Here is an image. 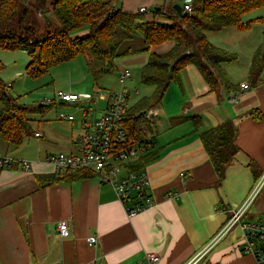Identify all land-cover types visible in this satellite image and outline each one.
<instances>
[{
  "label": "crops",
  "instance_id": "1",
  "mask_svg": "<svg viewBox=\"0 0 264 264\" xmlns=\"http://www.w3.org/2000/svg\"><path fill=\"white\" fill-rule=\"evenodd\" d=\"M136 1L126 6L122 0L120 8L137 13L140 8L160 7L164 3L163 0ZM151 20L152 15L149 20L146 18ZM256 25L263 33L264 24ZM251 28L240 31L229 27L205 33L210 44L237 56L235 62L220 65L236 90L211 92L196 68L188 66L180 71L179 81L169 85L161 102L154 107L156 117L140 126L157 157L144 168L150 181L147 196L152 206L131 219L112 184L101 182L94 174L75 181L59 180L43 186L38 183V178L64 175L47 164L45 158L78 152L76 141L82 134L83 108H90L96 90H105L94 87L90 92L77 94L73 87H67L63 88L64 92L85 96L87 101L61 103L57 107L38 105L42 106L41 115L54 113L53 120L40 121L35 126L30 122L33 135L39 132L41 139L32 135L18 147L0 141L2 152L31 164L28 171L16 168L0 171V264H139L148 253L160 257L155 264H187L202 251L232 211L244 202L255 183L253 172L264 169V68L257 83L248 80L251 59L264 41L263 36H251ZM123 43V52L143 48L138 35ZM173 45L166 42L150 51L164 54ZM147 58L148 53H136L120 60L141 70ZM241 58L244 62L238 80L231 74L235 70L233 65ZM241 84L249 88L240 91ZM145 87L150 90L141 98L153 92V87ZM232 92L240 93L235 104L227 101ZM98 103L103 104V109L104 102ZM63 108L78 109L81 116L72 122L61 121L59 115L64 113L58 112H65ZM99 111L94 114L85 111V116L95 119ZM69 113L66 115H73ZM193 118L200 120L197 130ZM228 120L236 127L235 144L239 151L227 167L224 180L216 187L217 176L199 134ZM181 174L184 176L180 177ZM263 214L264 191L249 206L245 220L262 222ZM59 222L68 226V238L58 235ZM89 237L95 238L94 244L89 245ZM242 240L241 229L232 228L198 264H256L251 255L242 252Z\"/></svg>",
  "mask_w": 264,
  "mask_h": 264
},
{
  "label": "trees",
  "instance_id": "2",
  "mask_svg": "<svg viewBox=\"0 0 264 264\" xmlns=\"http://www.w3.org/2000/svg\"><path fill=\"white\" fill-rule=\"evenodd\" d=\"M163 2L162 6L150 12L152 20L146 21L145 13L123 11L118 7L119 0H0V48L26 52L29 62L25 73L30 79L40 78L51 68L82 56L87 74L96 80L116 70V59L148 53L147 61L141 68L140 83L153 87V92L130 106L121 121L129 143L142 141L145 135L140 126L147 124L142 120V114L161 102L169 85L179 81L182 69L195 67L211 92L236 90L220 65L235 62L237 56L210 44L205 33L229 27L247 31L250 23L243 22L242 18L264 8V0H193L191 14L178 15L172 2ZM37 16L46 21L40 35L34 25ZM48 17L54 19V24ZM255 22L264 24L260 18ZM118 29L121 31V42L138 35L142 38L143 48L137 52L127 50L119 53ZM84 30H87L85 34L73 37V33ZM166 42L174 43L167 53L150 51ZM263 68L264 45H261L251 59L248 80L257 83ZM6 89V85L0 82V141L7 146L18 147L33 135L29 116L40 113L42 106L20 105L7 95ZM192 121L195 130L199 129L200 120L193 118ZM235 135L236 127L231 120L199 134L201 145L217 176L216 187L224 180L227 167L239 151ZM156 157L157 151L152 150L126 169L128 172L143 170ZM250 167H253L252 164ZM262 172H253L255 182ZM92 175L76 172L64 174L61 178L45 176L38 178V183L43 186Z\"/></svg>",
  "mask_w": 264,
  "mask_h": 264
},
{
  "label": "built area",
  "instance_id": "3",
  "mask_svg": "<svg viewBox=\"0 0 264 264\" xmlns=\"http://www.w3.org/2000/svg\"><path fill=\"white\" fill-rule=\"evenodd\" d=\"M182 13L191 14V4H184L181 7ZM138 13H145L140 8ZM119 85L116 91L96 90L91 98L92 104L104 102V108L98 113L95 119L86 118L85 111L90 108H83L84 119L81 122L82 134L77 139L76 154L57 153L46 156L45 162L53 166L62 174L76 172H89L96 175L103 183L112 184L116 197L125 207V213L129 219L152 206L147 190L150 186L149 177L146 171L128 172L127 166L136 161L139 157L149 153L153 144L146 139L142 141H127V134L122 127L121 121L128 107L129 89L127 83L131 74L129 70L123 69L117 72ZM249 87L246 84L239 86L240 91ZM239 92L228 94L227 101L235 104L239 99ZM87 97L72 93L56 91L52 99H45V106H57L61 103L73 104L87 101ZM142 120L152 121L156 117V109L151 108L142 114ZM59 120L72 122L74 116L60 114ZM35 139H41L42 135L37 132ZM16 168L19 170H30L31 164L23 159H16L8 156L0 150V169ZM117 176H122L114 181ZM184 175L181 174L180 177ZM264 189V169L260 178L251 187L248 195L240 208L233 210L231 217L223 225L215 238L208 243L189 263L198 264L212 246L234 227H239L243 233L242 252L251 255L256 264H264V223L258 220H245L246 212ZM57 232L61 238H68L70 231L65 222L57 224ZM89 245L95 243V238L87 239ZM160 257L154 253H148L139 264H155Z\"/></svg>",
  "mask_w": 264,
  "mask_h": 264
},
{
  "label": "rangeland",
  "instance_id": "4",
  "mask_svg": "<svg viewBox=\"0 0 264 264\" xmlns=\"http://www.w3.org/2000/svg\"><path fill=\"white\" fill-rule=\"evenodd\" d=\"M126 3V6L134 5L136 0H123ZM192 0H169L174 5H178L182 7L185 2H189ZM122 0H119L118 7L121 6ZM157 6H146L145 8V16L147 20L150 19V12L154 10ZM144 9V8H143ZM51 20V23L54 24V19L48 17ZM261 19L264 22V8L253 11L247 15H245L242 20L243 22L250 23L251 32L249 33L251 36L262 37L264 41V31L260 33L261 27L256 25L258 23H254L256 19ZM45 20L41 16H37L34 18V25L37 33L40 35L44 31ZM260 24V23H259ZM87 30L75 32L73 33V37L81 36L85 34ZM120 29H118V42H119V53L124 51L125 45L120 40ZM124 58V57H122ZM82 56L75 58L74 60L65 63L63 65H59L53 67L49 70V72L37 79H30L25 73V67L29 62V57L26 52L21 50H4L0 48V82L6 85V93L9 97L16 99L17 103L20 105H24L26 107H37L38 105H44L43 102L45 99L53 98V94L56 91L64 92L63 88L73 87L74 92L77 94L87 93L88 91H92V88L97 87L99 89H103L105 91H116L119 88L117 82V70L112 73L105 74L93 80L86 71V67L84 65ZM117 61V62H116ZM124 59L120 60L116 59L114 61L115 69L129 70L131 74V81L127 83V88L129 89V102L128 106H132L138 99L142 96L147 95L146 92H149V88L141 85L140 83V73L141 70L137 68H133L132 66H127L124 63ZM116 62V63H115ZM244 58H241L239 63H235L232 68L234 74H231L233 77H236L239 80V74H241V64H243ZM147 88V89H146ZM66 93V92H64ZM57 107V106H56ZM90 107V112L96 113L102 109V103H94ZM87 108V107H86ZM66 109L65 112H58L64 114H73L74 118H78L81 116V111L69 110ZM29 118L32 120V126H35L40 121L44 120H53L54 113L49 111L44 114L36 113L30 114ZM264 189L261 193H263ZM262 222H264V214L260 216Z\"/></svg>",
  "mask_w": 264,
  "mask_h": 264
},
{
  "label": "water",
  "instance_id": "5",
  "mask_svg": "<svg viewBox=\"0 0 264 264\" xmlns=\"http://www.w3.org/2000/svg\"><path fill=\"white\" fill-rule=\"evenodd\" d=\"M173 9L176 11L178 15L182 14L181 7L178 5H173Z\"/></svg>",
  "mask_w": 264,
  "mask_h": 264
}]
</instances>
